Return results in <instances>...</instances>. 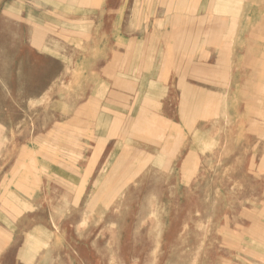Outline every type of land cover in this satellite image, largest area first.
Instances as JSON below:
<instances>
[{
    "label": "rangeland",
    "instance_id": "374dc122",
    "mask_svg": "<svg viewBox=\"0 0 264 264\" xmlns=\"http://www.w3.org/2000/svg\"><path fill=\"white\" fill-rule=\"evenodd\" d=\"M120 122L86 264H264V0H0V264H81L38 164Z\"/></svg>",
    "mask_w": 264,
    "mask_h": 264
},
{
    "label": "crops",
    "instance_id": "0c3cea01",
    "mask_svg": "<svg viewBox=\"0 0 264 264\" xmlns=\"http://www.w3.org/2000/svg\"><path fill=\"white\" fill-rule=\"evenodd\" d=\"M139 96H130L128 98V103H137L139 100ZM127 106V105H125ZM125 112H121L123 115ZM146 114V113H145ZM151 114V112H147V115ZM123 119H128L130 116L123 115L119 116ZM67 118H76L82 120L80 123L84 126H89L90 120L97 119H109L114 117L110 113L102 112V111H76L72 112V114H68ZM145 118L143 114L139 115L138 119ZM96 123V122H95ZM138 126V130L140 125ZM142 126V125H141ZM95 127V126H94ZM124 127H128L123 122L119 123V129H104L98 132L95 131L92 135L89 134V137L86 141L89 142L92 140V150L88 153L87 157L84 158V154L81 156L82 163L69 160H48L45 161L46 164H38L40 167L39 175L40 182L44 179L47 183H54V189L58 191V183L65 182V191L68 195L67 205L65 207V231L67 237V248L69 253V262L76 261L81 264H86L90 262L89 256L92 248L94 246L99 245V241L102 238L103 228L100 224L97 227H91L89 222V210L87 208V194H88V183L96 182V178L98 182L100 181L104 183V174L103 169H101L105 164L103 160L100 161V154L106 150H109L110 145L120 140L121 131L124 134ZM0 131H3V128H0ZM83 134L85 133V129L83 128ZM85 141L83 140L82 143ZM168 140L166 141V143ZM169 143V142H168ZM104 159V157H103ZM65 167V174H63V170L61 168ZM48 174L47 176H44ZM46 177V178H45ZM82 184V186L80 185ZM104 192V188H103ZM100 198V196H98ZM101 197L104 198L103 195ZM71 199V200H70ZM103 241V240H101ZM68 255V254H67Z\"/></svg>",
    "mask_w": 264,
    "mask_h": 264
}]
</instances>
